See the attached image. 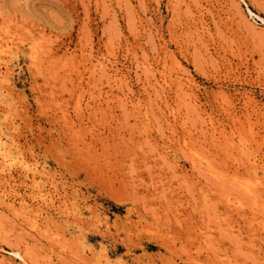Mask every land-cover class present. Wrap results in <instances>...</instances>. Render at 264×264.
<instances>
[{
    "label": "rangeland",
    "instance_id": "obj_1",
    "mask_svg": "<svg viewBox=\"0 0 264 264\" xmlns=\"http://www.w3.org/2000/svg\"><path fill=\"white\" fill-rule=\"evenodd\" d=\"M263 19L0 0V264H264Z\"/></svg>",
    "mask_w": 264,
    "mask_h": 264
},
{
    "label": "bare ground",
    "instance_id": "obj_2",
    "mask_svg": "<svg viewBox=\"0 0 264 264\" xmlns=\"http://www.w3.org/2000/svg\"><path fill=\"white\" fill-rule=\"evenodd\" d=\"M263 23H264V19H263ZM240 120V119H239ZM247 120H248V125L250 126L252 124V116L251 115H248L247 117ZM240 125V127H239ZM238 127H237V131H238V134H239V137H240V141L242 144V147L240 148V153L245 155V150H247V146H246V141H247V132L251 133V128L250 127L248 130L245 129V124L243 121H240ZM262 142H264V139L262 140ZM48 220V219H46ZM53 224H51L50 227H52ZM46 229V228H45ZM47 230V229H46ZM49 230V229H48ZM49 232V231H48ZM16 254V253H15ZM19 256H21L19 253H17ZM22 259H24L22 257Z\"/></svg>",
    "mask_w": 264,
    "mask_h": 264
}]
</instances>
